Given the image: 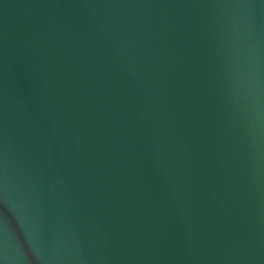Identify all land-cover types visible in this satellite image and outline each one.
Segmentation results:
<instances>
[{"label":"water","instance_id":"water-1","mask_svg":"<svg viewBox=\"0 0 264 264\" xmlns=\"http://www.w3.org/2000/svg\"><path fill=\"white\" fill-rule=\"evenodd\" d=\"M0 264H264V0H0Z\"/></svg>","mask_w":264,"mask_h":264}]
</instances>
